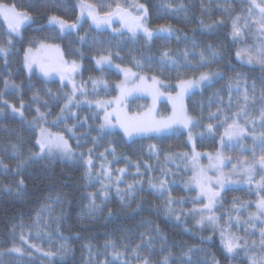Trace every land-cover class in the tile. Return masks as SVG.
I'll return each mask as SVG.
<instances>
[{
	"label": "trees",
	"instance_id": "obj_1",
	"mask_svg": "<svg viewBox=\"0 0 264 264\" xmlns=\"http://www.w3.org/2000/svg\"><path fill=\"white\" fill-rule=\"evenodd\" d=\"M0 3L30 17L14 35L0 15V46L6 50L0 53V264H145V260L148 264H251L242 244L227 251L219 225L236 228L235 221H226L224 211L244 204L239 213L244 217L253 210L257 194L252 188L223 190L214 209L217 227L200 229L194 225L191 208L201 200L193 188L183 187L172 175L164 176L165 190L152 182L163 177L167 154L189 149L186 132L127 140L117 130L101 128L94 108L81 106L58 123H48L51 130L65 134L78 155L72 160L41 155L32 121H41L40 114L46 121L54 119L62 109L66 87L58 80L28 74L23 60L25 49L40 41L58 44L63 58L80 61L82 79H105L109 90L100 96L115 95L113 86L121 76L109 67L98 69L94 59L99 56L169 84L217 72L185 99L196 149L215 151L226 125L246 123L264 108V66L241 60V44L233 35L234 20L250 2ZM83 7L90 8L92 15H82ZM109 13L108 23L94 22L93 15L103 18ZM57 22L75 27L61 31ZM136 100L138 110L146 105L144 98ZM87 154L95 164L103 154L112 168H123L119 185L100 192L99 182L84 164ZM26 237L45 253L27 244L20 253L10 251Z\"/></svg>",
	"mask_w": 264,
	"mask_h": 264
},
{
	"label": "rangeland",
	"instance_id": "obj_2",
	"mask_svg": "<svg viewBox=\"0 0 264 264\" xmlns=\"http://www.w3.org/2000/svg\"><path fill=\"white\" fill-rule=\"evenodd\" d=\"M248 1L250 6L234 20L239 34H234L233 30V35L241 44L238 57L251 65L264 66L259 62V60L264 59V27H262L264 14L260 12V7H257V5L264 7V0H255V3H253V0ZM91 11L88 7L81 9L82 15L92 13ZM1 16L4 19V16ZM4 21L8 25V21L5 19ZM29 21L30 19L24 20L17 31H12L10 28L9 31L14 35H18L20 29L27 25ZM57 24L61 31L73 28L66 24L62 28L60 22H57ZM0 53L4 54L5 52ZM26 56L34 61L31 69L26 66ZM105 57L107 59H102ZM23 60L28 74L34 72L45 80H58L63 87H66L65 101L60 113L49 121H46L45 116L40 114L37 119L41 118V121L35 119L32 121V125L36 128L37 141H41L46 137L51 139L62 137L63 141L67 142L68 153L66 154L55 148L49 152L47 147L41 151L40 144L36 141L41 155L62 160H72L78 155V152L71 148L65 134L51 130L48 123H58L68 114H74L76 108L81 106L94 108L100 115L101 125L105 123V113H110V123L103 129L117 130L127 140L149 135L170 134L176 130L186 132L189 149L185 152L167 154L163 160V177L154 179L152 182L156 184L158 189L165 190L167 185L164 182V176L172 175L177 178V181L183 187L193 188L197 199L201 200V204L191 208L194 225L200 229L217 227L219 217L214 214V209L223 190L236 186L252 188L257 194L253 210H245L244 217L239 216V213H242L245 208L244 204L240 205L239 208L236 207L237 209L231 208L228 213L224 211L227 215L226 221H235L236 228H233V230L230 224H227L224 229L220 228L219 225V237L224 245L230 238L234 239V242L239 245L238 247L242 244L244 250L248 252V260L251 261V264L253 262L255 264L257 262L264 263V254L262 253L264 251V213H261L257 208V204L264 199V165L259 162L260 157L264 155V108H259L256 116L248 118L246 123L234 121L226 125L217 150L198 151L195 147V136L190 131L192 118L185 109V99L190 92L199 90L212 81L218 75L217 72L203 74L207 75L208 79L206 80H201L200 75L169 84L163 83L155 77L137 74L129 67L119 66L109 56H99L94 59V64L98 69L109 67L121 76L120 80L113 86L116 90L115 95L100 96L101 91L106 92V90H109V85L105 79L103 77L82 79L80 61L63 58L58 44L40 41L35 46L25 49ZM97 61L101 62L97 63ZM73 63L78 67L75 71H70ZM42 64L48 69V75L41 71ZM153 78H155V82ZM188 81L192 82L191 86L182 90V82ZM137 97L146 100V105L140 110L136 108ZM162 103L166 106H161ZM166 107H168L167 111H165ZM180 116L191 118L187 127L180 122L169 123L170 119ZM131 118L153 124V130L140 133L134 132L131 136L125 135L121 122H127ZM165 124L168 126H164ZM67 131L71 133L72 127H69ZM208 133L209 131L206 132V134ZM83 160L89 168L88 174L92 176L93 180L99 182L100 192L110 187H116L122 181L124 169L112 168L110 161L103 154L96 164L90 154L84 155ZM212 164L217 166H210ZM94 165H96L95 169H93ZM247 168H251L250 174L245 171ZM181 174L184 176L181 177ZM195 178L200 179L199 184ZM181 179H183V182ZM217 181L220 182L217 183ZM202 187L204 191H202ZM208 189L211 190V193H218L212 198L213 202L210 208L205 207L209 204V195L211 194ZM36 236L39 237V233ZM20 242L19 246L12 248L10 251L20 253L23 251L22 248H25L24 244H27L39 252H44L43 248L36 247L37 243L28 242L27 237L20 240Z\"/></svg>",
	"mask_w": 264,
	"mask_h": 264
},
{
	"label": "snow or ice",
	"instance_id": "obj_3",
	"mask_svg": "<svg viewBox=\"0 0 264 264\" xmlns=\"http://www.w3.org/2000/svg\"><path fill=\"white\" fill-rule=\"evenodd\" d=\"M253 3H255V0H253ZM257 7H260V12L262 14H264V7H262L260 5H257ZM89 14L92 15V13H89ZM0 15H3L4 19L8 21V26H9V28L12 31H17L19 29L20 24L24 20L30 19V17L26 13L18 12L15 9L14 6L9 7V6H7V5H5L3 3H0ZM111 15L112 14L109 13V14H107L106 17H103V18H98V17L93 15V20L99 26V24H101V23H108L109 22V17ZM52 19L56 20L57 18L53 17ZM136 26L140 27L141 25L137 24ZM61 27L62 28L64 27V22H61ZM72 27H75V25H72ZM262 27H264V23H262ZM233 30H234V34H237V35L239 34V30L236 27V21L233 22ZM144 31L149 36L151 35V33L148 32V30L146 28L144 29ZM0 52H6V50L2 46H0ZM238 55H239V53H238ZM102 59H107V58L105 57V58H102ZM249 59L251 61V57ZM25 61H26V66L29 69H31L32 63L34 61L29 59V57H27V56L25 58ZM100 62L101 61H97V63H100ZM259 62L264 64V59L259 60ZM77 67H78V65L73 63L72 68L70 69V71H75ZM41 71H43L45 75H48V69L43 64L41 65ZM125 71L127 72L128 70H125ZM141 79H143V78H141ZM153 79H154V82H155V78H153ZM200 79L201 80H206V79H208V77H207V75H203L202 74ZM191 84H192L191 81L182 82V84H181L182 90L185 89L188 86H191ZM69 100H71V98H69ZM100 106H103V105H100ZM110 115H111L110 113H107V112L105 113V116H104L105 123L101 125V128L105 127L106 125H108L110 123V121H109V116ZM190 119L191 118L186 117V116L174 117V118L170 119L169 123L180 122V123H183L185 125V127H187L188 123L190 122ZM164 126H168V125L165 124ZM121 127L124 129L125 135L131 136L134 132L140 133V132L151 131V130H153L154 125L138 121L135 118H131L127 122H121ZM209 127H211V126H209ZM230 127H232V126H230ZM37 142L40 144L41 151H43L45 149V147H47L49 152H51L53 150V148H55V149H58V150H61V151L65 152L66 154L68 153L67 142L63 141L62 137H59L57 139H51V138H47L46 137L43 140L37 141ZM194 159H195V157H194ZM88 162L90 163L91 161L89 160ZM259 162H260L261 165H264V155H262L260 157ZM210 166L216 167L217 165L216 164H212ZM121 171H123V170H121ZM245 171L250 174L251 173V168H247V169H245ZM195 179H196V182L199 184L200 183V179L199 178H195ZM219 182L220 181H217V183H219ZM21 183H23V182L21 181ZM202 191H204L203 187H202ZM208 192L211 193V190L208 189ZM216 195H218V193H211L209 195V204L205 205L206 208H210L211 207V204L213 202L212 198L214 196H216ZM257 208L260 210L261 213H264V199H262L257 204ZM238 246L239 245L234 242V239H231V238L228 239L225 242V247L227 248L228 252H232ZM17 251H18V249H17ZM145 264H148L147 260H145ZM253 264H255V262H253Z\"/></svg>",
	"mask_w": 264,
	"mask_h": 264
}]
</instances>
